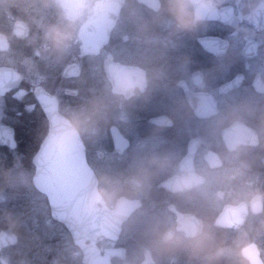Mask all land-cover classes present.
Here are the masks:
<instances>
[{"label":"flooded vegetation","instance_id":"flooded-vegetation-1","mask_svg":"<svg viewBox=\"0 0 264 264\" xmlns=\"http://www.w3.org/2000/svg\"><path fill=\"white\" fill-rule=\"evenodd\" d=\"M255 4L256 0H223L218 12L208 17L197 30L173 33L164 20L156 19L153 0H124L115 9L110 20L89 18L85 24L80 25L76 42L80 46L84 43V46L75 55L70 53L71 57L65 64L57 67V91L53 92L44 86L48 92L57 96L59 111L62 113L66 105L78 103L89 88L103 86L105 70L109 64L138 66L149 71L159 68L164 72L163 79L151 88L146 99L137 100L127 107L126 123L110 126L96 139L105 145L106 152L100 151L94 155L89 139L82 137L86 145L87 160L97 175L99 170L109 167L124 169L140 143L147 149L170 156L169 168L153 181L149 205L144 200L146 214L134 225L122 228L118 240L104 237L99 239L102 254L110 248L124 249L123 256L117 254L112 257L111 264H126L127 261L141 259V247L133 254L127 240L145 237V228L154 214L164 213L168 217H175L183 212L195 211L218 219L223 210L230 206L225 204L222 208L213 210L206 206L181 203L170 197L164 183L180 166L199 168L213 153L225 152L234 140V133L227 127L210 133V120L205 118L206 114L214 109L223 110L226 104L243 99H254L264 105V16L252 14ZM133 12L134 16L131 15ZM17 20L12 19L11 6L0 4V34L8 45L6 48L0 47V66H12L9 60L12 57L14 35L24 54V43L29 39L31 30L29 27L26 37L18 36L15 33ZM140 21L148 25L144 35L138 31ZM224 42L229 45L228 59L221 64L216 53ZM71 66L75 67L68 71ZM21 75L23 76L22 73ZM23 84L24 76L21 87ZM16 90L0 96L5 114L11 107ZM33 95L35 102L32 103V120L29 119L31 132L37 126L43 127L45 122L49 126L48 118L34 91ZM6 125L14 130L13 145L1 141V128ZM248 125L256 129L257 121L250 119ZM35 146V140L31 144L29 141L24 143V136L19 134L15 126L5 121L2 123L0 147L5 152H0V156H7L8 152L9 155L19 153L23 157L30 156L28 168L32 170V175L37 168L33 156L39 146L34 150ZM248 158L252 161L249 178L254 181L255 187L264 190V146L253 149ZM33 189L40 193L39 196L42 194L34 185ZM241 215L243 218L242 213ZM50 217L68 232L57 233L53 237L55 241L66 234L69 246L73 249L56 247L42 251L40 256L43 259L39 263L53 264L54 259H59L62 264H76L78 259L84 264L83 252L75 244L69 230L51 215ZM260 219L247 217L244 227L251 223L258 228ZM4 223L0 218V234H15L17 242L0 249V264H24V241L21 233L17 229L8 228ZM219 224L222 226V236L235 237L237 226ZM250 236L253 240H264V231H252ZM55 245L58 246V243ZM260 249L261 260H264V251ZM73 251L78 255L73 257ZM157 260L158 264H169L166 257H157ZM177 264H185L184 258H178Z\"/></svg>","mask_w":264,"mask_h":264},{"label":"clouds","instance_id":"clouds-1","mask_svg":"<svg viewBox=\"0 0 264 264\" xmlns=\"http://www.w3.org/2000/svg\"><path fill=\"white\" fill-rule=\"evenodd\" d=\"M36 0H0L20 13L32 11ZM47 7L59 9L56 23L42 25L40 55L52 66H63L77 41L80 22L87 18L108 21L124 0H39ZM223 0H153L157 20H164L173 33L197 30L204 21L215 15ZM252 14L264 16V0H256ZM135 15V13H131ZM147 23L140 21L138 31L144 35ZM227 42L217 49L223 64L228 59ZM34 68L35 65L31 64ZM164 77L162 69L151 71L138 66L109 64L101 88H89L75 105H66L50 129V147L61 149L67 142L82 137L95 141L110 126L127 122V107L146 99ZM210 120V133L227 127L234 140L223 153H213L199 168L180 166L168 179L166 190L174 200L189 205L222 208L225 204L242 210L243 218L237 234L229 242L220 234L221 225L215 217L195 211L175 217L166 214L151 216L146 228V245L140 249L141 259L126 264H158L157 257H166L169 264H177L183 257L185 264H264L261 249L251 238L252 231H264V190L255 187L249 178L251 151L264 146V105L254 99H243L214 109L205 115ZM257 121V128L248 125ZM171 121H169V124ZM170 166V156L147 149L143 143L124 169L106 168L95 175L82 197V212L99 221L104 231L134 225L145 215L144 200L151 193L154 179ZM30 182L20 163L11 168L0 166V183L26 186ZM247 217H259V227L248 223ZM73 257L78 253L71 252ZM53 264H62L57 259Z\"/></svg>","mask_w":264,"mask_h":264},{"label":"water","instance_id":"water-1","mask_svg":"<svg viewBox=\"0 0 264 264\" xmlns=\"http://www.w3.org/2000/svg\"><path fill=\"white\" fill-rule=\"evenodd\" d=\"M15 33L20 37L29 34V26L23 20L15 22ZM4 37L0 34V47L6 48ZM75 66H71L72 70ZM23 83V76L13 66H0V96L16 90ZM35 97L44 110L49 128L45 138L33 156L36 171L33 184L43 192L48 199L51 215L62 222L72 235V238L83 252L84 264H111V259L117 254L123 256V248H110L102 254L98 245L100 237L117 240L121 229L113 231L102 230L99 221L82 212V197L87 190L95 170L89 164L86 156V145L81 138L76 142H67L61 149L52 150L50 147V129L56 123L59 103L56 95L48 92L44 86H38L34 91ZM1 141L14 144V130L11 126L1 128ZM167 182L164 183L166 185ZM242 210L227 206L217 219L223 225L238 226L242 220ZM17 242L15 234H0V249Z\"/></svg>","mask_w":264,"mask_h":264},{"label":"rangeland","instance_id":"rangeland-1","mask_svg":"<svg viewBox=\"0 0 264 264\" xmlns=\"http://www.w3.org/2000/svg\"><path fill=\"white\" fill-rule=\"evenodd\" d=\"M12 19L13 21L24 19L29 25L31 33L29 39L24 43V54L21 47L13 48L12 57L9 62L15 64L14 67L28 80L31 91H34L40 85L45 86L46 89L53 92L57 91L58 83L55 79L58 66H52L41 58L40 37L42 36V25L56 23L58 21L59 9L54 4L45 7L40 4L39 0H36L32 11L29 13H20L16 8L12 7ZM88 19L89 18L81 20L80 25L85 24ZM82 46H84V43H82ZM82 46L76 42L71 53L75 55L80 51ZM69 57H71V55H69ZM69 57L67 59H69ZM0 61L2 60L0 59ZM29 61L31 64L35 65L34 68L30 67ZM13 97L17 99L15 105L18 107L19 105H21V107L23 106L24 112L16 111L14 115L7 116L3 112V107L0 103V127L5 121L15 126L19 134L24 136V129L31 125L29 119L32 120L30 115L33 104L28 103L29 96L25 88H18ZM14 106L12 105V109ZM31 133L33 136H36L35 140L37 142L42 139L44 134L40 126L32 129ZM88 141L90 144L89 146L93 149L94 155L100 151L106 152V149H104L105 145L101 143V141ZM35 149L36 147L34 150ZM17 162L20 163L27 172L30 182L26 186H10L0 183V218L5 221L4 224L8 228L20 231L22 240L24 241V264H40L39 261L43 259L40 256V252L42 251L55 249L56 247L66 249L73 248H70L66 234L62 235V237H58L57 241L53 238L57 233L61 232L58 230L61 228L51 219L49 209L45 207L42 200H40V197L33 189L31 183L32 170L24 164V157L19 155V153L15 155L10 154L7 158L0 156V166L4 168H11ZM99 172H101V170H99ZM149 198L150 197L145 199L147 205H149ZM40 206H43V209ZM258 241L259 240L256 242L257 245L264 251V240H260L261 245ZM56 242L58 246L55 245ZM62 242L64 244H62ZM146 243V237L129 238L127 240L129 250L133 254H135L137 249L146 245ZM76 264H81L80 260L77 259Z\"/></svg>","mask_w":264,"mask_h":264},{"label":"trees","instance_id":"trees-1","mask_svg":"<svg viewBox=\"0 0 264 264\" xmlns=\"http://www.w3.org/2000/svg\"><path fill=\"white\" fill-rule=\"evenodd\" d=\"M17 38H15V35H14V39H13V48H19L21 45H20V43L19 42H17ZM11 65H13V66H15V64H13L12 62H9ZM23 88H25V89H27V92H28V98H29V101H28V103L29 104H32V103H34L35 102V98H34V95H33V91H31L30 90V83L28 82V80L25 78V84H23V86H22ZM17 99L16 98H14L13 99V101H12V104H11V107H9L8 109H7V113H6V115L8 116V115H14V113L17 111V112H24L23 111V109H24V107L22 106L21 107V105H19V107L18 106H16L15 105V101H16ZM12 105L14 106V108L12 109ZM10 109V110H9ZM8 124H10V123H8ZM12 125V124H11ZM41 129L43 130V137H42V139L44 138V136L46 135V133H47V130H48V126H47V122H45V125L43 126V127H41ZM42 139H40V141L39 142H37L36 140H35V136H33L32 135V133H31V128L28 126V128H26V129H24V143L26 142V141H29V143L31 144L34 140L36 141V149H37V147L39 146V144L41 143V140ZM35 149V150H36ZM0 152H5V151H3V150H1V147H0ZM24 153H25V149H24ZM8 155H9V152H8ZM8 155L7 156H4V157H8ZM30 163H31V159H30V156H27V157H25L24 156V164L28 167L29 165H30ZM37 193V195L38 194H40V193H38V192H36ZM39 196V195H38ZM40 200H42V202H43V204L45 205V207H47L48 209H49V214H50V208H49V205H48V203H47V200H46V198L45 197H43V195L41 194L40 196ZM41 207V206H40ZM42 209H43V206L41 207ZM44 211V210H43ZM56 225L58 226V227H60L61 229H58L59 231H61V232H64V233H68L67 232V230L66 229H64L61 225H59L58 223H56ZM63 228V229H62ZM18 231V230H17ZM19 233H20V231H18ZM223 232V230H221L220 229V233H222ZM22 236V235H21ZM224 237L229 241V242H231V240H232V238H229V237H227V236H225L224 235ZM255 242H257V240H254ZM259 243H260V240L258 241ZM260 245H261V243H260ZM222 264H229V262H227V261H224V262H222Z\"/></svg>","mask_w":264,"mask_h":264}]
</instances>
